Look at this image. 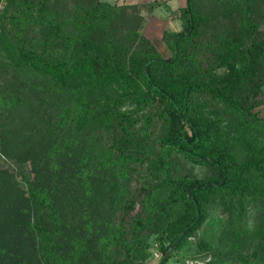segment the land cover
<instances>
[{"label":"trees","instance_id":"16d2710c","mask_svg":"<svg viewBox=\"0 0 264 264\" xmlns=\"http://www.w3.org/2000/svg\"><path fill=\"white\" fill-rule=\"evenodd\" d=\"M196 1L162 59L134 6L1 0L0 264H144L151 243L168 258L212 205L203 264H264V0ZM211 12L232 34L194 66Z\"/></svg>","mask_w":264,"mask_h":264},{"label":"rangeland","instance_id":"374dc122","mask_svg":"<svg viewBox=\"0 0 264 264\" xmlns=\"http://www.w3.org/2000/svg\"><path fill=\"white\" fill-rule=\"evenodd\" d=\"M111 2H115L121 6H134L132 9L127 10L129 14V26H131L130 30H136L137 32L143 34L147 37L153 46L156 48L158 53L160 54L162 59L168 58L171 55L170 45H168L167 41L164 39V32H176L182 29V17H181V9L185 4V0H109ZM198 7L202 13L206 11H210V9L214 8L215 0H197ZM149 3H152L151 5ZM150 5V6H149ZM153 5V7H152ZM152 7L151 9H148ZM0 8H1V0H0ZM207 20L204 23H201L198 27V32L195 36L196 42H198L197 48L194 53L198 54V58H194V66L205 67L209 65L210 62L213 61V55L215 51L223 49L225 47V39H227L228 35L232 34L231 27L228 26L227 22H225L222 18H218L216 14L212 12L207 15ZM236 22V19L235 21ZM134 24V25H133ZM236 25V23H234ZM259 31V39L264 37V21L258 25ZM235 36V34H234ZM236 37V36H235ZM168 39V38H167ZM231 38H228V40ZM243 44L247 45L250 39H243ZM242 45V42H241ZM189 46L187 47V49ZM221 50V51H223ZM189 54H192V49H188ZM225 54V53H224ZM195 57V56H194ZM216 72L220 73L222 68L215 69ZM3 82H7L8 86L11 85V75L10 73L7 76L0 77V84ZM264 92V87H263ZM122 107V105H120ZM119 106V108H120ZM260 114L264 113V104H262L259 109ZM195 171H199L201 169L200 165H194ZM0 168L6 169L7 171H12L14 168L13 165L10 164L8 159L0 157ZM198 171L196 173H198ZM207 215L205 218V225H202L199 230H197L196 234L193 236H189L186 243L180 245L176 250L170 253V256L165 257L161 264H180L181 262L185 263H196L203 264L206 261L213 260L209 254L204 252H195V247L193 243L197 239L204 241H211L214 239V234L218 229V220L215 218L211 210H213L210 206L207 208ZM139 210V205L136 203L135 207H133L134 213ZM257 209H252V207H247L245 221L248 229L252 228L254 223L257 220ZM31 239V238H30ZM25 242V238L23 239V243ZM27 242H31L28 239ZM26 242V243H27ZM163 244L167 243V240L163 241ZM25 244V243H24ZM189 246V247H188ZM148 257L145 259L144 264H158L159 260L162 258L160 251L157 249L155 243H151V246L148 248ZM237 264L236 262L224 261L222 264Z\"/></svg>","mask_w":264,"mask_h":264},{"label":"water","instance_id":"95a60500","mask_svg":"<svg viewBox=\"0 0 264 264\" xmlns=\"http://www.w3.org/2000/svg\"><path fill=\"white\" fill-rule=\"evenodd\" d=\"M185 2H186V6H187V5H188L187 0H185ZM187 34H188V33H187ZM187 192H188V190H187ZM175 243H176V240L173 242L172 246H173ZM164 257H165V254H164V255L162 256V258L159 260V263H158V264H161V263H162Z\"/></svg>","mask_w":264,"mask_h":264}]
</instances>
